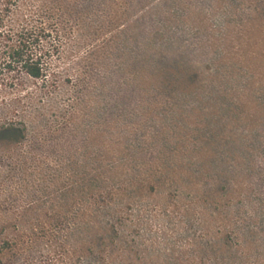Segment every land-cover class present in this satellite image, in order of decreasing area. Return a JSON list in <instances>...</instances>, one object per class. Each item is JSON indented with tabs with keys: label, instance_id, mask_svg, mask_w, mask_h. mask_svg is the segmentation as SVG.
Segmentation results:
<instances>
[{
	"label": "rangeland",
	"instance_id": "rangeland-1",
	"mask_svg": "<svg viewBox=\"0 0 264 264\" xmlns=\"http://www.w3.org/2000/svg\"><path fill=\"white\" fill-rule=\"evenodd\" d=\"M93 1L0 78V220L34 264H264V0Z\"/></svg>",
	"mask_w": 264,
	"mask_h": 264
},
{
	"label": "trees",
	"instance_id": "trees-1",
	"mask_svg": "<svg viewBox=\"0 0 264 264\" xmlns=\"http://www.w3.org/2000/svg\"><path fill=\"white\" fill-rule=\"evenodd\" d=\"M72 1L98 5L93 0H35L36 5L23 13V0H0V78L7 82L18 76L47 80L51 61L62 46L64 34L71 30L65 18ZM9 224L0 220V264H34L31 253L38 244L35 232L39 225L31 223L27 229L15 223L17 232L12 233ZM48 242L49 246L56 244L54 239ZM59 256L58 264L70 259Z\"/></svg>",
	"mask_w": 264,
	"mask_h": 264
}]
</instances>
